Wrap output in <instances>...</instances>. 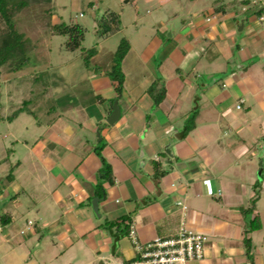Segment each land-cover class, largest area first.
I'll return each instance as SVG.
<instances>
[{"label":"crops","instance_id":"crops-1","mask_svg":"<svg viewBox=\"0 0 264 264\" xmlns=\"http://www.w3.org/2000/svg\"><path fill=\"white\" fill-rule=\"evenodd\" d=\"M201 7L176 31L159 21L153 50L138 54L147 78L127 85L125 76L119 92L110 78L92 80L97 113L82 119L84 132L82 122L56 118L47 142L38 138L41 145L15 161L0 188V211L9 216L3 228L15 227L5 243L38 240L40 264H123L135 256L130 225L144 244L176 235L183 221L207 239L200 259L177 264H264V3L244 13L231 2ZM166 32L164 42L156 36ZM157 65L165 92L156 104L148 87ZM115 99L120 116L109 125ZM194 106L193 127L181 138ZM97 146L110 180L100 173ZM154 163L165 171L157 179ZM19 214L25 224L17 230ZM254 217L260 226L246 233Z\"/></svg>","mask_w":264,"mask_h":264},{"label":"rangeland","instance_id":"rangeland-1","mask_svg":"<svg viewBox=\"0 0 264 264\" xmlns=\"http://www.w3.org/2000/svg\"><path fill=\"white\" fill-rule=\"evenodd\" d=\"M210 1L231 2L240 13L256 10L264 3V0H51V15L43 14L40 9L49 5L36 6L34 11L22 9L17 14L16 26L30 45L29 61L17 70L9 62L0 65V161L6 160V165L0 166V188L9 182L5 175L11 162L21 161L35 142L37 146L41 145L39 140L42 144L47 142L48 130H45L54 119H65L71 127H76V122L97 113L94 78H110L114 75L111 71L122 73L123 80L126 76L127 85L147 78L151 71L141 64L138 54L146 55L153 50L152 39L159 21L164 20L169 28L174 24L176 31L183 19ZM106 11L119 15L120 26L101 35L98 22ZM61 21L77 22L84 28L80 48L67 49L66 36L50 33L49 24ZM156 36L164 42L167 32ZM121 39H125L127 46L124 45L125 53L120 59L115 50ZM159 61L157 56L156 63L160 64ZM158 66L154 68V80L161 86L163 82L158 77L163 72ZM133 67L135 73L131 74ZM81 125L84 132L85 122ZM22 170L19 167L18 172ZM5 202L0 193V210H5ZM22 219V214L16 217L17 230L24 227ZM7 229H15L14 222L7 228L0 224V264L42 263L38 240L17 248L19 245L14 240L3 241Z\"/></svg>","mask_w":264,"mask_h":264},{"label":"trees","instance_id":"trees-1","mask_svg":"<svg viewBox=\"0 0 264 264\" xmlns=\"http://www.w3.org/2000/svg\"><path fill=\"white\" fill-rule=\"evenodd\" d=\"M51 0H0V65L4 62H9L13 70L21 68L25 63L29 61V48L30 45L27 39L24 36V33L20 32L16 26L17 14L22 9H31L35 10L36 6L40 5H49L48 8L42 6L41 12L44 14L52 13L50 7ZM30 7V8H28ZM261 12V9L258 10V13ZM98 25L102 28L100 34L106 35L120 26L119 15L113 11H106L102 18L99 19ZM49 31L51 34L63 35L67 37L65 41V47L67 49H77L81 47V42L84 37V28L77 22L66 23L64 21L56 22L49 24ZM29 45V46H28ZM126 45L125 39H121L120 43L115 50L116 55L121 59L125 53L124 47ZM90 55H88L89 57ZM87 61V58H85ZM113 76H110V79L114 82V87L117 92L122 89L123 83V74L116 71H111ZM157 81H153L148 87V91L153 95L155 103L159 101L164 96V87L157 86ZM197 113V107L194 106L190 116L187 118L185 125L183 126L180 136L181 138L189 132L193 127L194 119ZM101 146L96 147V152L101 160L102 167L100 170L103 178L110 180V167L106 163L105 159L100 153ZM17 163H10V168L6 174L8 180L12 179V170ZM155 168V178H159L165 171L159 169V164L154 163ZM100 185V184H99ZM254 202V199L252 200ZM251 207L244 209V212L250 211ZM9 216L6 213L0 212V224L4 226L8 223ZM126 218H121L119 222H124ZM113 224L119 225L118 221L106 223L107 227H111ZM127 224L124 229L127 231ZM260 226L259 220L257 217H254L248 222L246 233H250L252 230L257 229ZM128 233V231H127ZM250 245L251 239L249 236L244 238V246L247 256L250 258ZM251 259V258H250ZM249 264H252L250 262Z\"/></svg>","mask_w":264,"mask_h":264},{"label":"built area","instance_id":"built-area-1","mask_svg":"<svg viewBox=\"0 0 264 264\" xmlns=\"http://www.w3.org/2000/svg\"><path fill=\"white\" fill-rule=\"evenodd\" d=\"M31 223L29 220L28 224ZM128 236L134 244L135 256L123 264H177L200 259L207 239L204 233L188 228L183 221L176 235L171 237H155L141 244L136 240L133 225H130Z\"/></svg>","mask_w":264,"mask_h":264},{"label":"water","instance_id":"water-1","mask_svg":"<svg viewBox=\"0 0 264 264\" xmlns=\"http://www.w3.org/2000/svg\"><path fill=\"white\" fill-rule=\"evenodd\" d=\"M167 35H170V34L168 33ZM224 76H225V73L221 74V75H217L211 79L210 83H213L217 80H220ZM119 116H120V109H119V105L117 103V99H115L113 102V105H112V110H111L110 114L108 115V117L106 118L105 121L107 124L113 125L118 120ZM98 200H99L98 198H94L91 202L93 211L95 213H97V202H98Z\"/></svg>","mask_w":264,"mask_h":264}]
</instances>
